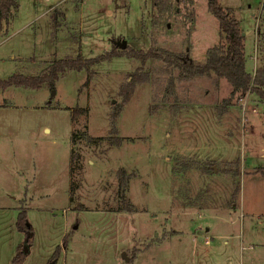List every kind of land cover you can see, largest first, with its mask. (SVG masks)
<instances>
[{"label": "rangeland", "instance_id": "rangeland-1", "mask_svg": "<svg viewBox=\"0 0 264 264\" xmlns=\"http://www.w3.org/2000/svg\"><path fill=\"white\" fill-rule=\"evenodd\" d=\"M219 1L240 20L255 76L264 0ZM208 2L19 0L0 36V80L40 75L62 58L121 54L124 42L203 63L221 42ZM116 105L121 146L109 139ZM23 211L32 234L24 264H51L58 246L54 264H264V98L128 52L66 70L55 89L0 90V264L25 243Z\"/></svg>", "mask_w": 264, "mask_h": 264}, {"label": "trees", "instance_id": "trees-1", "mask_svg": "<svg viewBox=\"0 0 264 264\" xmlns=\"http://www.w3.org/2000/svg\"><path fill=\"white\" fill-rule=\"evenodd\" d=\"M171 0H153V5L159 8L163 5L167 6ZM209 9L216 16L220 23L221 42L207 51L205 62H196L189 52H176L164 47L151 48L148 51L121 49V54L110 52L106 55H100L95 58H62L52 62L49 67L40 75H24L14 74L8 79L0 80V90H6L10 87H26L31 89L41 88L45 83L55 89L56 81L59 76L68 69L87 70L93 63L100 62L108 56L123 55L128 52L130 55L138 58L143 63L150 59L163 60L175 68H180L185 77L201 76L208 73H214L219 78H225L232 86V96L246 95L253 91L260 97L264 98V69L259 70L255 76L246 69V42L245 34L241 29L240 20L229 10L225 9L219 0H209ZM20 6L19 0H0V33L10 24L14 15L18 12ZM118 47V46H117ZM115 51V50H114ZM122 111L121 105H116L113 114L111 115V129L109 139L113 145L121 146L123 138L119 135L117 120ZM75 117V116H74ZM76 134H73V142ZM98 138L97 140H99ZM80 158V154L73 151L71 159L72 173L76 170V162ZM118 174L126 185L130 174L125 168L118 170ZM239 174V169H237ZM236 174V175H237ZM73 186V184H72ZM74 187V186H73ZM125 187V186H124ZM240 187L236 188L233 194L237 198ZM133 211L131 206L120 209V211ZM18 227L26 233L25 243L21 244L17 253L12 259V264H24L27 257L26 248H29L30 237H32L31 229L28 226L26 211L19 215ZM64 243L67 244V236L64 238ZM25 247V248H24ZM61 246H58L52 256L51 264H54L60 255ZM135 258H131L130 262Z\"/></svg>", "mask_w": 264, "mask_h": 264}, {"label": "water", "instance_id": "water-1", "mask_svg": "<svg viewBox=\"0 0 264 264\" xmlns=\"http://www.w3.org/2000/svg\"><path fill=\"white\" fill-rule=\"evenodd\" d=\"M245 34V33H244ZM122 46V48H126V46H127V43L126 42H124V43H122L121 44ZM55 94V91H53V95ZM26 252H28V249L26 248ZM123 258L126 260V261H129V257H128V255H127V253L126 252H123Z\"/></svg>", "mask_w": 264, "mask_h": 264}, {"label": "crops", "instance_id": "crops-1", "mask_svg": "<svg viewBox=\"0 0 264 264\" xmlns=\"http://www.w3.org/2000/svg\"><path fill=\"white\" fill-rule=\"evenodd\" d=\"M19 11V10H18ZM18 13V12H17ZM17 13L14 15V18L17 16ZM14 18L11 20L10 24L12 23V21L14 20ZM9 25H7L4 30L0 33V36H3V35H7L8 34V30H9Z\"/></svg>", "mask_w": 264, "mask_h": 264}]
</instances>
